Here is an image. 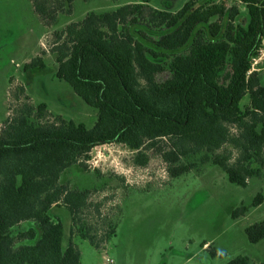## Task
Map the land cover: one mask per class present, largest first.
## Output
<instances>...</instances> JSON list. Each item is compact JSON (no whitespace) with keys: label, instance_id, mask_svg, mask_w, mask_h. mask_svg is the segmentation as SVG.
Wrapping results in <instances>:
<instances>
[{"label":"trees","instance_id":"16d2710c","mask_svg":"<svg viewBox=\"0 0 264 264\" xmlns=\"http://www.w3.org/2000/svg\"><path fill=\"white\" fill-rule=\"evenodd\" d=\"M31 1L40 19L54 26L58 14H71L75 0ZM153 1L89 12L54 33L55 76L97 110V121L88 128L54 116L44 103H26L4 123L0 264H81L74 237L96 250L115 237L114 218L86 217L92 213L91 191L62 183L69 169L86 168L97 146H126L141 167L148 164L146 152L156 148L170 179L207 165L218 166L242 188L264 178V76L249 74L264 35V0H239L246 24L238 2L186 0L177 8L181 0H156L160 8H155ZM45 69L41 57L24 66L27 73ZM263 202L258 194L232 216L243 217ZM60 205L73 222L66 248L64 226L51 215ZM23 223L29 229L14 234ZM245 232L258 244L264 240V220ZM228 264L251 261L239 256Z\"/></svg>","mask_w":264,"mask_h":264},{"label":"rangeland","instance_id":"374dc122","mask_svg":"<svg viewBox=\"0 0 264 264\" xmlns=\"http://www.w3.org/2000/svg\"><path fill=\"white\" fill-rule=\"evenodd\" d=\"M185 1L176 2L175 7ZM130 2L75 0L70 15L58 14L56 25L47 26L31 0H0V129L26 103L35 107L44 103L54 116L92 128L97 110L55 76L56 62L50 53L54 33L84 20L89 12L112 11ZM151 6L160 8L156 0ZM238 7L246 24L247 11ZM37 57L44 60L46 69L25 72L24 66ZM258 73L264 76V70ZM248 103L249 97L243 107ZM48 120L53 117L48 115ZM146 155L148 164L141 167L135 164L136 153L126 146H97L86 168L77 165L64 174L62 183L68 187L91 191L92 213L86 217L95 222L114 218L117 224L115 237L101 250L74 237L81 264H228L239 256L248 257L251 264L264 262V240L253 244L245 232L264 220V202L243 217L232 216L242 205L250 206L258 194L264 197V178L251 179L242 188L231 184L218 166L207 165L199 173L170 179L157 149ZM51 215L64 226L66 248L73 227L71 213L60 205ZM29 227L23 223L14 234Z\"/></svg>","mask_w":264,"mask_h":264},{"label":"built area","instance_id":"2783aa9c","mask_svg":"<svg viewBox=\"0 0 264 264\" xmlns=\"http://www.w3.org/2000/svg\"><path fill=\"white\" fill-rule=\"evenodd\" d=\"M241 4L239 0H232ZM264 70V35L261 40L260 47L257 51V54L251 60V71L249 74L258 73Z\"/></svg>","mask_w":264,"mask_h":264}]
</instances>
